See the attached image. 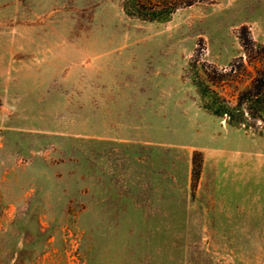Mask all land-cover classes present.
Returning <instances> with one entry per match:
<instances>
[{
  "label": "rangeland",
  "instance_id": "1",
  "mask_svg": "<svg viewBox=\"0 0 264 264\" xmlns=\"http://www.w3.org/2000/svg\"><path fill=\"white\" fill-rule=\"evenodd\" d=\"M243 26L264 48V0L196 4L166 23L127 16L122 0H0V264H264V121L249 104L246 136L222 142L216 123L222 164L195 151L194 183L182 154L163 180L143 164L162 157L146 135L111 142L122 135L96 85L131 97L148 79L186 107L183 78L208 113L189 72L198 60L236 106L264 63L244 54ZM61 33L67 44L37 45Z\"/></svg>",
  "mask_w": 264,
  "mask_h": 264
},
{
  "label": "crops",
  "instance_id": "2",
  "mask_svg": "<svg viewBox=\"0 0 264 264\" xmlns=\"http://www.w3.org/2000/svg\"><path fill=\"white\" fill-rule=\"evenodd\" d=\"M66 37V34L61 33L53 37L59 38V41L37 42V45L39 46L44 43L46 45L42 46L41 49L45 47L47 50L52 45H56L59 48V43L65 45L67 42L65 41ZM181 80L183 86L188 87L191 94L189 98L190 105L186 107V101L183 100L184 97L179 101H174L172 105L171 101L173 102V97L159 89V82L155 83L153 88H149L148 79L144 82L138 81L133 83L134 88H132L133 93H131V97L125 95L124 92H121L122 94H115L113 88L110 91L109 85L111 87L119 85V82L107 84L101 77H98L96 82V85L100 86L101 90L105 87V95L102 94L100 89L98 90L102 101L111 102L109 113L110 132L114 133L116 131L115 128H117L118 134L122 135L118 136L117 140L112 138L111 142L116 141L120 146L124 145L125 148H129L132 144L130 141L132 133L141 132L143 135H146L142 139L143 146L146 148L145 150H148L150 153L152 150L158 149L157 151L162 157L157 160L145 158L143 159L145 160L143 164L153 165L152 174L159 177V179L163 177V180L166 179L165 176H168L166 173L168 168L166 167H172L173 162H178L182 169L180 159L182 154H185L187 157L185 164L187 181L191 176L192 156L195 151L204 154L205 166L210 161H213L215 165L223 163V159L227 153L224 149L225 144L214 146L218 140L217 138L222 134L218 130L216 123L220 125L223 130L222 132H224L221 139L222 142H225L226 136L231 132L237 134L235 137H239L240 134L246 136L245 131L231 128L225 119L217 118L201 109L196 89H193L192 84L184 81L183 78ZM103 96H105V99H103ZM198 137L204 138V141L199 142L195 139ZM137 161L138 163L140 162L139 159Z\"/></svg>",
  "mask_w": 264,
  "mask_h": 264
},
{
  "label": "trees",
  "instance_id": "3",
  "mask_svg": "<svg viewBox=\"0 0 264 264\" xmlns=\"http://www.w3.org/2000/svg\"><path fill=\"white\" fill-rule=\"evenodd\" d=\"M216 2L217 0H122V9L127 16L143 22L166 23L180 9L196 4H215ZM238 38L248 59L254 51L258 52L260 58L264 57L263 46L253 41L246 26L241 27ZM202 51L203 48L199 51L200 55H202ZM199 62L198 60L191 62L189 72L193 85L200 95L202 107L208 113L219 118H226L228 125L233 128H249L250 125L243 109L244 104H249V109L252 112L250 115L264 121V63L257 71L250 87L239 95L237 105L232 106L217 91L212 89L211 84L214 83V80L207 71L203 72L205 77L201 76L200 71L205 70V68ZM201 169L202 155L195 153L192 171L194 183L198 181Z\"/></svg>",
  "mask_w": 264,
  "mask_h": 264
}]
</instances>
